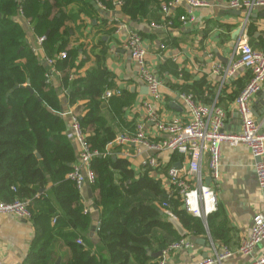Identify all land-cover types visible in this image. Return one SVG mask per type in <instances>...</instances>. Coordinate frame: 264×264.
Masks as SVG:
<instances>
[{"label": "trees", "instance_id": "16d2710c", "mask_svg": "<svg viewBox=\"0 0 264 264\" xmlns=\"http://www.w3.org/2000/svg\"><path fill=\"white\" fill-rule=\"evenodd\" d=\"M78 1L0 0V202H29L37 235L25 264H56L60 258V264H149L153 259L148 251L162 252L182 239L161 216L156 203H169L188 233L205 235L208 231L213 241H225L228 230L224 225H215V215L209 216L204 226L183 210L178 199L172 201L179 202L172 207L158 182L150 179L147 172L137 175L130 162L120 156V149H111L117 133L103 117L107 102L103 96L109 88L103 61L106 44L102 37L84 43L91 35L84 33L88 25L81 18L98 15L89 1H82L74 10ZM93 1L105 10H116L112 0ZM170 1L123 0L117 8L122 15L136 20L155 3L161 12L162 5ZM23 22L29 23L36 36L46 37L43 48L60 73L59 89L52 79L47 83L48 66L32 52ZM111 25L93 29L96 35L114 29L115 33L117 25L110 28ZM91 47L96 67L80 76L85 61L81 57L89 59ZM62 53L66 56L59 58ZM60 94L67 96L68 105L74 108L73 113L97 153L92 162L95 183L88 187L92 206L100 211L97 236L110 263L95 252L89 239L90 209L84 203L82 190L67 178L76 162V151L60 115L64 112ZM49 188L53 200L46 196ZM54 217L56 222L52 224ZM64 248L66 257L62 255Z\"/></svg>", "mask_w": 264, "mask_h": 264}, {"label": "crops", "instance_id": "0c3cea01", "mask_svg": "<svg viewBox=\"0 0 264 264\" xmlns=\"http://www.w3.org/2000/svg\"><path fill=\"white\" fill-rule=\"evenodd\" d=\"M82 1H89L93 4L98 15L95 18L82 16L81 20L88 25L86 29L84 28V33L91 35L84 39V43L95 41L98 37L105 40L106 54L103 61L109 74L107 90L112 91L114 96L111 100L109 99L110 101L104 102L106 109L103 111V117L107 124L115 130L117 138L121 135L131 136L135 133L136 125L145 117L143 103L148 98V90L140 81L137 66L123 48L120 37L116 32L114 33L115 29L112 32L103 31L98 35L95 34L93 28L101 24H113L110 28L117 25L116 29H118V24L122 23L127 30H132L141 36L147 51V66L162 84V97L159 101L153 102L162 121L167 122L173 118H181L184 122L188 121V111L179 98L181 94H187L200 104L206 106L217 104L221 107L226 113V133L238 134L241 132L242 123L235 107V100L249 83L250 74L247 70L240 69L235 76L225 79L222 73H217L215 70L217 65L225 67L235 60L236 46L230 48L229 45L234 32L241 29L246 20V10L231 9L229 0H202L204 5L195 10L196 21L193 25L184 26L179 21L187 10L186 6H181L174 14L173 27L157 29L152 24H161L163 18L156 3L144 17L131 20L122 15L121 10L117 8V0H112L116 8L113 11L105 10L95 4L93 0H79L73 9L77 11L83 3ZM23 25L27 41L32 47L38 36L34 34L29 24L23 22ZM263 29L264 6H259L250 12L246 24L248 41L256 50L264 47ZM79 33L78 31L77 34ZM91 49L92 47L87 52L90 56L89 59L81 57V61H85L79 72L80 76H86L87 72L96 67V58ZM60 79V73L55 70L52 74V81L58 89ZM60 98L64 103V112L74 111V108L68 105L66 95L60 94ZM262 104H264V85L262 90L250 101L256 122L262 120L260 127L261 132L264 133ZM63 118L68 126L66 135L75 148L77 159L78 150L72 138L70 118L67 116ZM147 132L150 140L159 141L161 139L156 134L153 125L147 126ZM110 147L111 149L114 147L120 149V156L130 162L131 169L137 175L147 172L150 179L158 182L165 196L170 198L172 207L179 203L178 200L181 201L178 199L177 203L173 204L172 201L176 198L169 197L167 175L170 168L177 167L181 170L184 179L190 180L187 173L188 160L185 157L162 152L156 155L158 167L147 169L144 164L148 157L146 152L137 155L135 146H121L115 142ZM202 170L205 184L210 185L217 195L218 210L213 214L215 215V225L217 227L224 225L228 230L225 241L213 242L219 245L223 244L233 252V257L227 259L223 264H254L264 256V242L249 257H243L238 252L243 240L250 235L253 217L264 210V191L258 186L255 176V161L250 151L244 146L232 148L228 144L222 145L221 175L217 184L211 180L208 160L204 162ZM88 190L90 189L86 186L82 193L84 203L92 215L89 239L95 246V252L102 255L104 259H108L104 249L100 246L97 233L93 231V224L99 223L100 211L98 207L92 206V195L90 198ZM46 196L53 200L50 188L47 189ZM156 206L163 212L162 205L156 203ZM202 223L204 224L203 221ZM52 224H54L53 219ZM204 226L207 225L204 224ZM36 235L32 219L0 215V264H25ZM185 239L194 244V249L173 254L167 260V264H201L207 257H210V241L213 239L208 231L205 235L186 231ZM67 253V249L64 248L62 255L66 257ZM160 258L153 259L149 264H158Z\"/></svg>", "mask_w": 264, "mask_h": 264}, {"label": "built area", "instance_id": "2783aa9c", "mask_svg": "<svg viewBox=\"0 0 264 264\" xmlns=\"http://www.w3.org/2000/svg\"><path fill=\"white\" fill-rule=\"evenodd\" d=\"M117 7L123 5L119 1ZM204 5L202 0H172L161 7L162 23L152 24L154 28H171L174 23V14L181 6L187 10L179 21L184 25H193L196 21L195 10ZM259 6H264V1L258 0H229V7L234 10H246L247 17L241 28V36L236 44L235 60L227 66L217 65L216 72L222 73L225 79L232 78L240 70H247L250 80L245 89L235 100V107L240 116L242 127L238 134L225 132L226 113L217 104L206 106L194 100L191 95L181 94L180 99L186 107L189 119L184 122L181 118H173L170 121H162L153 102L159 101L161 94V81L147 66V51L141 36L127 30L122 23L118 24L116 34L120 37L123 48L129 53L131 59L138 69V77L148 90V98L143 103L145 117L135 127V133L131 136L121 135L115 141L118 145H133L137 155L144 152L148 157L144 161L147 167L155 169L158 167L156 155L162 152H170L185 157L188 160V175L190 180L184 179L181 170L172 167L168 171L169 197L181 200L183 210L194 218H198L207 225L209 216L218 210L217 195L210 185L205 184L203 175V164L208 160L211 180L217 184L221 175V148L228 144L232 148L246 147L255 161V176L258 186L264 191V133L256 122L250 101L256 96L264 85V47L254 49L247 37L246 24L250 12ZM23 17V16H21ZM29 24L28 22H26ZM125 32V33H124ZM264 32V29H263ZM46 37H38L31 47L33 53L48 66L46 75L47 83L51 82L55 71V61L45 55L43 48ZM65 53L59 55L64 58ZM114 96L110 90H106L103 99L108 101ZM61 117L70 118V130L77 146L78 155L72 166V171L67 178L74 182L79 190L95 183V175L92 171L93 159L97 153L87 140L78 117L73 110L60 113ZM155 127L156 134L161 138L159 141L150 140L147 126ZM130 157L129 154H127ZM29 202L16 200L11 204L0 202V215H13L20 219H31ZM162 210L169 216H173L169 203L162 204ZM89 210H85L88 214ZM177 219V218H176ZM56 222V218L53 219ZM99 231V227L96 228ZM264 242V210L253 217L251 232L248 238L243 240L238 252L243 257L253 255L257 247ZM83 245L81 241L77 242ZM194 244L183 238L162 251L158 264H167V260L180 251H192ZM210 257L201 264H223L227 259L233 257V252L225 245L210 241ZM1 254V248H0ZM254 264H264V256Z\"/></svg>", "mask_w": 264, "mask_h": 264}, {"label": "water", "instance_id": "95a60500", "mask_svg": "<svg viewBox=\"0 0 264 264\" xmlns=\"http://www.w3.org/2000/svg\"><path fill=\"white\" fill-rule=\"evenodd\" d=\"M240 36H241V29H239V30L234 32L232 40H231V43L229 45L230 48H234L236 46ZM223 62L226 63V61H223ZM27 85H29V82H28ZM29 91H30V93L32 95L34 94L33 90H31L30 88H29ZM262 106H263V109H264V104H262ZM261 121L262 120L260 119V120H258L257 123L260 125ZM88 194H89V197L91 198V195H92L91 194V190H88ZM95 209H97V208H95ZM160 214H161L162 217H164V219L166 220L167 223H169V224H171L173 226V228L177 231V233H178V235L180 237H182V238L186 237V231L184 230V228L182 227V225L179 223V221L176 218H174L173 216H169L168 214H165L164 212H160ZM99 225H100V223H94L93 224V227H94L93 231L94 232H96V228H98ZM147 255L149 257H151L152 259H158V258H160L162 256V253L159 252L157 254H152L150 251H148ZM56 264H60V260H58V262Z\"/></svg>", "mask_w": 264, "mask_h": 264}, {"label": "rangeland", "instance_id": "374dc122", "mask_svg": "<svg viewBox=\"0 0 264 264\" xmlns=\"http://www.w3.org/2000/svg\"><path fill=\"white\" fill-rule=\"evenodd\" d=\"M99 227H100V225H99ZM96 233H97V231H96Z\"/></svg>", "mask_w": 264, "mask_h": 264}]
</instances>
